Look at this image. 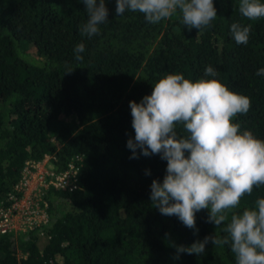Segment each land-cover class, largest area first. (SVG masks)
I'll return each instance as SVG.
<instances>
[{
	"label": "trees",
	"instance_id": "trees-1",
	"mask_svg": "<svg viewBox=\"0 0 264 264\" xmlns=\"http://www.w3.org/2000/svg\"><path fill=\"white\" fill-rule=\"evenodd\" d=\"M105 2L108 20L89 38L82 0H0V197L14 191L28 162L47 156L55 174L70 163L76 171L73 188L47 190V225L0 239V264H236L230 243H209L203 255L178 253L177 246L226 237L231 214L254 208L264 185L243 196L219 227L207 209L196 213L195 229L161 215L150 185L162 182L167 162L139 149L130 158L129 101L139 103L167 74L213 78L205 75L210 66L230 91L251 99L233 123L264 140V75H257L264 18L245 19L240 0H213L217 17L189 31L179 11L153 24L139 12L116 15V0ZM233 23L250 24L246 45L234 41ZM177 133L186 135L180 125Z\"/></svg>",
	"mask_w": 264,
	"mask_h": 264
},
{
	"label": "clouds",
	"instance_id": "clouds-1",
	"mask_svg": "<svg viewBox=\"0 0 264 264\" xmlns=\"http://www.w3.org/2000/svg\"><path fill=\"white\" fill-rule=\"evenodd\" d=\"M82 3L88 13L82 33L90 38L100 33L99 25L109 13L105 0ZM126 10L144 14L153 24L179 11L189 31L206 28L217 17L213 0H116V15ZM239 11L255 21L264 18V3L240 0ZM230 30L237 44L248 43L250 24L233 23ZM84 50L82 43L74 49L78 61ZM205 75L213 78L193 82L183 74H167L139 103L129 101L135 132L134 141L130 138L126 144L130 158H138L139 149L140 155L159 154L167 162L162 182L154 179L150 185V201L161 215L176 216L190 229H195L196 213L202 209L208 210L209 222L221 226L243 196L264 185V140L233 123L237 115L249 111L251 99L214 78L218 72L212 67ZM257 75H264V69ZM178 125L186 135L177 133ZM224 230L228 234L224 238L206 236L189 247L177 246V252L203 255L209 243L218 247L230 243L236 264H264V198L254 208L232 213Z\"/></svg>",
	"mask_w": 264,
	"mask_h": 264
},
{
	"label": "built area",
	"instance_id": "built-area-1",
	"mask_svg": "<svg viewBox=\"0 0 264 264\" xmlns=\"http://www.w3.org/2000/svg\"><path fill=\"white\" fill-rule=\"evenodd\" d=\"M51 160L46 156L41 162L26 163L23 178L14 191L0 197V239L6 235L16 237L35 232L41 226L47 225V190L52 187L73 188L72 179L76 174L73 164L68 165V171L55 174L53 165L45 168Z\"/></svg>",
	"mask_w": 264,
	"mask_h": 264
},
{
	"label": "rangeland",
	"instance_id": "rangeland-1",
	"mask_svg": "<svg viewBox=\"0 0 264 264\" xmlns=\"http://www.w3.org/2000/svg\"><path fill=\"white\" fill-rule=\"evenodd\" d=\"M31 54H35L36 53V50L34 48H30V51H29ZM49 164V165H48ZM45 165V168L47 169L48 167H50V165H52L51 163H48ZM30 187H31V184L29 183Z\"/></svg>",
	"mask_w": 264,
	"mask_h": 264
}]
</instances>
